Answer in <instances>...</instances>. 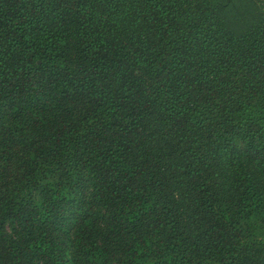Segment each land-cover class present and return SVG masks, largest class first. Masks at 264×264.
Segmentation results:
<instances>
[{
	"label": "trees",
	"instance_id": "trees-1",
	"mask_svg": "<svg viewBox=\"0 0 264 264\" xmlns=\"http://www.w3.org/2000/svg\"><path fill=\"white\" fill-rule=\"evenodd\" d=\"M230 2L0 0V264H264V0Z\"/></svg>",
	"mask_w": 264,
	"mask_h": 264
},
{
	"label": "rangeland",
	"instance_id": "rangeland-1",
	"mask_svg": "<svg viewBox=\"0 0 264 264\" xmlns=\"http://www.w3.org/2000/svg\"><path fill=\"white\" fill-rule=\"evenodd\" d=\"M258 1L231 0L222 9V16L226 26L238 34L244 33L252 27L263 16V6Z\"/></svg>",
	"mask_w": 264,
	"mask_h": 264
}]
</instances>
